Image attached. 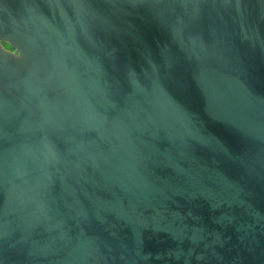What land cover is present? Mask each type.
Masks as SVG:
<instances>
[{
  "label": "water",
  "instance_id": "water-1",
  "mask_svg": "<svg viewBox=\"0 0 264 264\" xmlns=\"http://www.w3.org/2000/svg\"><path fill=\"white\" fill-rule=\"evenodd\" d=\"M0 264H264V0H0Z\"/></svg>",
  "mask_w": 264,
  "mask_h": 264
}]
</instances>
